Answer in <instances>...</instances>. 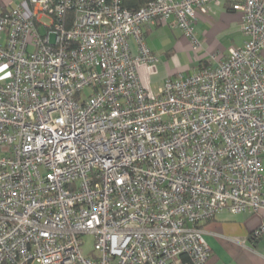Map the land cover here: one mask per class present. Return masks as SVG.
Masks as SVG:
<instances>
[{
	"label": "built area",
	"instance_id": "obj_1",
	"mask_svg": "<svg viewBox=\"0 0 264 264\" xmlns=\"http://www.w3.org/2000/svg\"><path fill=\"white\" fill-rule=\"evenodd\" d=\"M208 4L0 10V264H204L203 223L264 210V0L232 3L242 46L153 95L137 74L159 61L145 25L173 18L195 50Z\"/></svg>",
	"mask_w": 264,
	"mask_h": 264
},
{
	"label": "crops",
	"instance_id": "obj_2",
	"mask_svg": "<svg viewBox=\"0 0 264 264\" xmlns=\"http://www.w3.org/2000/svg\"><path fill=\"white\" fill-rule=\"evenodd\" d=\"M18 1L0 0V9L2 6L9 8ZM233 2L220 0L218 5L208 4L206 13L198 12L194 37L200 47L195 50L190 39L174 25L173 18L166 23L155 22L143 27L147 46L159 57L157 63L140 64L136 69L148 93L153 88L156 94L168 77L188 74L208 64L212 54L226 55L230 48L243 45L245 37L240 29L241 15L232 9ZM180 50L196 54L193 59L188 58L192 62L191 71L185 70V64L181 63L177 55ZM202 229L210 247L209 258L204 264H264V210L250 215L222 211L203 223Z\"/></svg>",
	"mask_w": 264,
	"mask_h": 264
},
{
	"label": "rangeland",
	"instance_id": "obj_3",
	"mask_svg": "<svg viewBox=\"0 0 264 264\" xmlns=\"http://www.w3.org/2000/svg\"><path fill=\"white\" fill-rule=\"evenodd\" d=\"M44 31H45L44 29H41V32H44ZM53 37L54 36L51 35V40H53ZM197 53H199V51ZM177 55L179 56L181 63L185 64V70L191 71L192 70V62H190V60L193 59L196 54L192 51L187 52L186 50H184V51L180 50L177 53ZM138 65H140V64H138ZM152 90H153V88L150 91L151 95L154 94V92ZM83 239H84V243H83L82 248H83V251L88 254L89 252H91L93 250V239L89 235L84 236ZM34 264H36V263H34Z\"/></svg>",
	"mask_w": 264,
	"mask_h": 264
},
{
	"label": "trees",
	"instance_id": "obj_4",
	"mask_svg": "<svg viewBox=\"0 0 264 264\" xmlns=\"http://www.w3.org/2000/svg\"><path fill=\"white\" fill-rule=\"evenodd\" d=\"M147 1L148 0H123V5L130 10H135L139 8L140 6L144 5ZM1 9L5 10L7 9V7L2 6Z\"/></svg>",
	"mask_w": 264,
	"mask_h": 264
}]
</instances>
